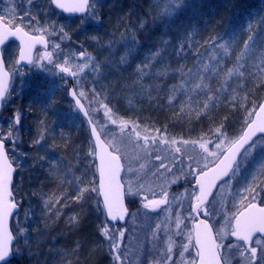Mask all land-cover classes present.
I'll return each mask as SVG.
<instances>
[{
	"label": "trees",
	"instance_id": "16d2710c",
	"mask_svg": "<svg viewBox=\"0 0 264 264\" xmlns=\"http://www.w3.org/2000/svg\"><path fill=\"white\" fill-rule=\"evenodd\" d=\"M161 7L160 0H101L95 4L93 0L86 16L71 21L75 42L71 41L69 47L78 52L83 50L92 57L97 53L95 47L100 33L113 30L116 36H121L131 27L140 28L136 48L120 46L115 60L106 59L110 64L107 69L109 84L114 90L109 106L113 112L148 127L155 123L151 119L161 121L165 117L169 125L183 128L185 133L196 130L197 138L202 132L221 127L238 137L247 110L264 98V70L260 68L264 62V0H190L181 4L168 22L161 21ZM132 10L137 11L134 26L133 15L130 16ZM249 36H254L253 52L250 60L241 61L244 42ZM107 47L101 49L103 56L109 55L104 51ZM218 47L223 49V55L216 50ZM156 52H160L165 60L153 63L152 71L169 68L171 75L158 88H144L149 79L145 77L140 81L141 76L134 70L147 66L144 57ZM215 55L217 60L211 62L209 56ZM203 61L212 66L202 75L197 63L201 65ZM233 69L236 74L231 75ZM213 73L215 77H212ZM59 81H64L61 73ZM198 82L201 92L195 102H188L187 97L168 100L169 96L185 91L181 85L191 88ZM138 83L142 90L138 91L137 87L123 92L125 86L135 87ZM63 84L61 95L51 103H46L42 96H35L38 89L47 87L37 84L21 97L19 105H12V115H21V124L17 128L20 136L32 131L37 137L44 132L47 136L46 132L60 130L62 136L69 134L76 138L64 127L68 119L64 115L70 110L81 125L83 135L75 132L78 138L70 142L67 157L62 156L53 165L41 158H32L27 162L29 171L19 174L24 185L15 191L20 201V210L12 223L16 243L13 258L6 264H91L92 253L100 254L102 249L106 258L95 264H113L110 261L114 252H110V245L101 235L106 223L100 204L97 207V193L84 191L81 199L76 198L78 190L91 189L96 184L95 166L92 155L82 156V139L90 150L92 145L84 122L67 99L68 83ZM152 107L158 113L149 112L144 118L143 110ZM128 206L134 209L131 203ZM93 239L98 244L89 255L85 246L90 248L88 242ZM121 249L128 252L124 245Z\"/></svg>",
	"mask_w": 264,
	"mask_h": 264
},
{
	"label": "rangeland",
	"instance_id": "374dc122",
	"mask_svg": "<svg viewBox=\"0 0 264 264\" xmlns=\"http://www.w3.org/2000/svg\"><path fill=\"white\" fill-rule=\"evenodd\" d=\"M25 3L30 2L31 0H24ZM101 0H94L95 2H99ZM190 0H160L161 8H162V18L161 21L168 22L172 19L176 13L178 12L181 4L187 3ZM20 0H2L1 9L3 18L8 21L9 23H14L17 21V18L20 14ZM169 6H171V10L169 12ZM24 10V9H23ZM136 10H132L130 16L132 17V26L137 24V20L134 19L136 16ZM26 15L29 17L27 18ZM38 23H30V19L33 17H38ZM14 17V18H13ZM23 17L27 18V21L24 19L22 20V24L27 26L30 25L31 31L37 35H43L49 42V51L50 53H54L53 55V63L49 64L47 60L38 61L40 66H34L33 64L30 67L17 71L13 66L15 65V57L17 47L15 45H10L4 50V60L8 71L11 73L12 83L13 86L10 89V94L7 97V107L10 108L15 106L14 104L19 105L21 97L27 94L29 88H33L37 84L46 85V89L43 88L38 89L35 96L44 97L45 102L51 103L55 98L58 99L62 93L63 82L68 83V79L65 75H63V82L59 81V70L56 67L57 63H64L65 60L68 61L69 67H72L75 70V66L77 64L87 63L88 67L84 69L83 73H80L79 80L81 87L77 88V92L84 91L85 97L82 99V102L88 109L91 119L95 124H97L99 131L101 132L105 143L110 147L112 144H116L120 147L121 153L124 157L122 163L124 165V186L127 188L129 186V182L132 183L133 194H127L130 203L134 206L130 217L128 219L127 224L122 227H112L107 226V224L103 225V227L107 226L109 231L111 232L115 228H119L120 230H125L126 235L123 239V243L121 247L124 245L126 251H123L124 257L123 262L124 264H164L165 254L171 242V245L174 250V259L179 262L181 257L179 256V252L182 251L180 245L186 244L188 241L184 236L176 235L178 229L176 228L175 219L176 214L179 213L181 217L188 216V209L190 199L188 193H186V188L183 186L180 188V197H175L173 200L172 197L175 196L174 194L169 193V201L168 205H161V208L157 211L153 212L148 209H144L140 206V202L143 198L144 193H141L139 196L135 195L136 192V185L138 183L144 184L146 187L151 186L155 188L157 192L160 191L161 186L166 188L169 192L168 187L171 185L170 181L180 177L178 181L184 179L181 176V173L177 171L180 166L176 164V167L173 168L172 173L168 174L165 173L163 176H153V172L159 167L157 161H155V155L159 154L161 157H171L174 154V148L176 146L181 147L182 153L176 154L177 160L180 159L182 155L184 158L193 157L195 159H200L198 144L196 143L197 147H193L192 142H189L188 139L195 138L197 133L191 130H187L185 133L183 128H177L172 125H169L166 122V118L164 117L161 121H158L156 118L151 119L154 120L155 123L145 125H139L132 123L126 119H123L116 115L113 112V109L109 106L112 105L111 102V95L113 93V89L110 87L109 84V76L107 74V69H109V62L106 60L107 58L111 60H115L114 55L118 47H126L127 48H136L138 45V36L140 28L133 27L130 28L128 32L121 36H116L113 30L108 31L107 33H100L98 35L99 39L97 42V46L95 49L97 50L96 54L90 57L89 60L85 61L79 58V52L69 47L71 45V41L75 42V38L72 31V23L65 22V21H58L56 18L50 16V11L48 8L44 10H37L34 12H23ZM160 22V21H159ZM21 24V25H22ZM54 29V31H53ZM61 29H63L64 33H67L66 36H61ZM34 30V31H33ZM92 37V35H90ZM102 37V38H101ZM55 44H60V48L56 49L53 46ZM103 46L107 47L105 52H109L108 56H103V51L101 50ZM124 47V48H125ZM218 53L221 55L224 54L223 49L218 47L216 49ZM253 51L247 56H243L244 58H240L241 61L243 60H250V55ZM67 53V55H65ZM75 53V55H73ZM217 53V55H218ZM40 54H36L35 58L38 57ZM211 62H215L217 60V56H209ZM124 59H122L123 61ZM158 60L164 61L165 59L160 56V52L153 53L152 55H148L144 57V61L148 62L147 66H139L135 68L134 72L141 76L140 81H143L144 78H148L147 84H144V88H158L162 84L166 83L167 76L171 75L169 68H165L158 71H152L151 65L156 63ZM120 61V59L118 60ZM204 62V61H203ZM55 64V66H53ZM212 66L210 62L200 65L197 63V69L203 75L206 73V70ZM138 69L140 71H138ZM237 69V68H236ZM236 69H233V73L231 75L236 74ZM14 72V74H13ZM187 76V74H186ZM185 76V77H186ZM211 76V75H210ZM216 74H212V77H215ZM37 79V80H35ZM73 84V82H72ZM200 82L196 84V86L189 88L188 86L181 85L185 89V91H179L175 94V96H169L168 100L171 102L179 97H187L188 102L194 101L197 98L198 94L201 92ZM74 86V85H73ZM132 87V88H131ZM127 85L123 89V92H127L132 89H137L138 91L142 90L140 83L136 86ZM93 91L95 94L93 95ZM169 91V90H168ZM29 96V95H27ZM165 101V102H169ZM107 105L108 109L111 111L109 115H105V108L102 105ZM166 104V103H165ZM32 107H36L35 104L30 103ZM167 105V104H166ZM196 105V103H195ZM156 107V106H153ZM144 109L143 114L144 118L149 116V112H155L154 108ZM71 109V108H69ZM170 109V108H168ZM184 109L188 110V108L184 107ZM69 112V113H68ZM65 113L64 117H68L66 119V123L64 125L67 132L74 133L76 138H78V133L81 132L80 135H83V131H80L81 125L79 124L78 120L75 117V114L72 110ZM67 115V116H66ZM165 116V115H164ZM170 114L167 116L169 118ZM110 117V118H109ZM4 115H0V137H5L8 132L7 130L14 131L15 135L12 138L15 143V148L11 149V154L15 159V164L20 165L21 168H28V160L32 158H41L45 162L50 163L53 165L58 159H61L62 156H68L70 154L69 144L72 143V135L66 134L64 136L61 135L60 130H51L49 132L42 133L44 139L40 141L39 144L35 143L36 140L40 139V137L36 136L35 132H26V136L23 134L20 136L21 132L18 129L14 130V127L11 130L9 124H6ZM41 119V118H40ZM114 119L117 121L115 125L111 123V120ZM177 121V119H176ZM126 123V127L123 131H121L120 124ZM187 127V125H185ZM135 127L136 131L140 133L141 141L138 145L135 141V136L132 134L130 136L131 129ZM61 128V127H60ZM9 131V132H10ZM225 135L229 139H235L232 133L230 134L229 131L224 130ZM215 131L210 130V132H205L200 134V141L199 142H207L209 140H215ZM40 135V136H41ZM68 136H70L68 138ZM148 136L157 137L158 139H164L171 141H176L175 145L169 143L168 145L160 144L158 147L153 146L152 151L145 153L142 148L143 144V137ZM37 137V138H35ZM75 138V139H76ZM74 139V140H75ZM197 140V139H196ZM196 140L194 142H196ZM183 141H188L187 145L181 143ZM83 148H82V156L88 157L91 156V150L87 147L85 140L82 139ZM80 145V143H77ZM24 148L28 149V151L23 150ZM77 150L78 148L75 147ZM250 149V151H249ZM247 149L240 161L237 164V167L234 169V179L231 180V187L226 188V196L228 198V204L226 207L230 208L232 194L239 190H243V188L249 184H256L259 185L260 188H264V175L261 174L262 169L261 165H264V140L257 139L250 148ZM85 151V154H84ZM184 154L189 155L186 157ZM88 162V160L86 161ZM178 162V161H177ZM165 163H168V160H165ZM140 164H145V168L143 171L139 173L140 179L137 180V177L131 173H127L126 169L128 167H132L133 169H139ZM153 164L156 167H153ZM185 170H188L187 164L184 166ZM255 177V180L253 179ZM20 181H22L20 179ZM185 182V180H184ZM151 199V196H149ZM215 199L217 201L220 200V196L218 194L215 195ZM219 207V204L217 205ZM170 208L171 214H169L166 209ZM210 220L211 225H214V233L220 231L223 220L219 215L208 217ZM185 221V223H187ZM159 224L161 227L157 229L156 225ZM188 225V224H187ZM188 228L190 226L188 225ZM181 231H187V229L183 228L181 225ZM155 234V235H154ZM102 235V233H101ZM107 243L109 244V238L105 237ZM89 245L86 244V251L87 254L91 255L92 251L97 248V242L93 239ZM225 248L229 244H235L232 242L231 237H227L223 240ZM110 245V244H109ZM99 248V247H98ZM91 249V250H90ZM194 250L190 249L189 252H186L183 257L184 264H187V261L190 260L194 256ZM93 259L91 264L99 263L102 259L104 260L106 257L104 256V251L102 249L100 254L94 252ZM115 255V253H113ZM227 255V253H226ZM113 257V256H112ZM109 261V260H108ZM110 262H113V258ZM104 264V263H103ZM119 264V262H117ZM233 264H235V258H233Z\"/></svg>",
	"mask_w": 264,
	"mask_h": 264
},
{
	"label": "snow or ice",
	"instance_id": "6c2138e0",
	"mask_svg": "<svg viewBox=\"0 0 264 264\" xmlns=\"http://www.w3.org/2000/svg\"><path fill=\"white\" fill-rule=\"evenodd\" d=\"M52 3H54L57 8L69 13H84L92 6L90 0H52ZM170 10L171 6H169V12ZM93 16H95V12H93ZM31 22L32 21H30V23ZM66 35L67 33H64L63 29H61V36L63 37ZM9 37H16L20 41L19 60L16 62L17 64L20 62H26L33 64L34 66H40L38 61L43 60H47L49 64L53 63L52 58L54 53L45 51L36 58H33L32 56V50L37 45L43 46L45 49H47L48 41L43 35L37 36L34 34V32L25 31L23 28L12 26L11 23L5 22L4 19L3 21H0V45H4ZM253 37L254 36H249L248 41L244 42L245 52L242 54V56H247L251 53L254 44ZM53 47L59 49L61 46L60 44H55ZM65 55H67V53H65ZM73 55H75V53H73ZM78 55L79 58L85 61L90 59L88 54L83 50H81ZM217 63H219V61H217ZM67 65L68 61L65 60L64 63H57L56 67L59 69L61 74H64L67 78L72 80L74 86L69 90L68 95H70L74 100L77 108L84 112V115L87 117L89 116V113L84 110L83 104L81 103L82 99L85 97V92L82 90L77 92L76 89L81 87L79 75L80 73L84 72V69L88 67V64H77L75 66V70ZM13 68L15 69V65ZM260 68L264 70V62L261 63ZM138 71L140 70L138 69ZM229 72L231 74V70H229ZM189 74H191V72ZM9 76L10 73L8 70H6L3 59L0 58V102L6 99ZM197 87L199 88L200 86L198 85ZM94 94L95 92L93 91V95ZM102 107L105 108V115H109L111 110L108 109V106L105 104L102 105ZM258 114L264 117V102L257 103L252 109L247 110L246 118L243 120V127L241 128L240 135L235 139H229L225 135V131L222 127L217 128L214 133L215 140L200 142L198 144V149L200 150L198 154L200 155V159H195L191 156L189 157V161H191V163L187 165V172L184 171L185 161L183 156H180L178 161L180 168H178L177 171L181 173L185 183L192 184V187L190 189H186L190 199L189 207L186 209V211L189 213L188 216H184L182 218L179 213L176 214L175 224L176 228L178 229L176 235L184 236L188 242L186 244L180 245L182 251L179 252V256L181 257L179 262L174 259V250L170 242L165 254L164 264H184V254L189 252L190 249H195V254L190 260L187 261V264H233V258H235V264H264V229H249L247 232H243L240 230L237 224V218L240 217L241 212H247L256 209L264 211V188H260L259 185L253 183L245 186L242 191L237 189V191L232 194L230 208L226 207L228 204L226 188L231 187V180L234 179L233 170L237 167V157L240 156L246 146L251 144L254 140L257 138H264V126H259L257 121ZM9 119L10 124L14 122V126L16 128L20 126L21 115L19 113H13V116ZM88 123L90 125L93 124L91 119L88 120ZM111 123L115 125L117 121L112 119ZM119 126L121 131H123L126 127V123H121ZM90 131L91 135L95 138L90 153V155L94 157L97 140L101 139V137L97 132L95 125L91 127ZM132 134H134L135 141L139 145L141 137L140 133L136 131L135 127L131 129L130 136ZM14 135L15 132L10 131L5 137L0 138V148L3 149L6 164H12V162L9 160L8 150L5 147V142L6 140L12 141ZM43 139L44 137L41 135L40 139L36 140L35 143L39 144ZM169 143L175 145L177 142H169L168 140L158 139L157 137L149 138L148 136H145L143 137V144L141 146L145 153H148L152 151L153 146L158 147L160 144L168 145ZM181 143L187 145L189 142L183 141ZM193 147H197L195 142H193ZM13 148H15V143H13ZM109 151L112 152L116 160L119 161L118 179L122 191V210H118L109 200L105 198L103 194H101L99 187V175L98 184L94 185L91 189L78 190V195L76 198L78 200L81 199L83 197L84 191L95 192L98 196H102L103 206L106 210L107 218H109L110 221H125L126 214H128V209L124 204V196L126 194H133V185L131 182H129L126 193L122 184L123 177L121 176V172L125 171V169L122 163L124 157L121 153L120 147L116 144H112L109 147ZM181 153V147L176 146L174 148V154L170 158L161 157V155L156 154L155 161L158 162L159 167L155 172H153V176H163L165 173L171 174L173 168H175L177 164L176 154ZM165 160H168V163H165ZM193 164L195 165V168H193ZM153 167L155 168L156 165L153 164ZM144 168L145 164H140L139 169L128 167L126 172L135 175L137 180H139V173L143 171ZM261 169V174L264 175V165H261ZM10 171L13 175L15 171L13 166L10 168ZM188 177H191L192 179L188 180ZM224 177H229V179L223 180ZM179 179L180 177H177L176 179L170 181V183H176ZM253 179L255 180V177ZM222 180L223 183L218 185L217 182ZM214 189L218 190L217 194L220 196L219 201L215 199L213 193ZM10 192L11 185H9L5 192L6 201L13 202L10 205L11 212L9 214V218L13 215L14 210L18 208V205L14 203V196L11 195ZM141 193H144L141 200V204L144 209L155 212L161 208V205H168L170 203L169 192L163 186H161L160 191L157 192L155 188H152L151 186L146 187L144 184L138 183L136 185L135 195L139 196ZM149 196H151V199ZM210 196L213 197L212 200H209ZM172 199L174 200L175 197L173 196ZM99 204L100 201L98 200V208ZM218 204L219 207H217ZM166 211L171 214L172 210L168 208ZM201 215L206 218L219 215L223 220V225L220 231L214 234V225L209 224L207 219H199ZM187 220H191L192 225H207V230L211 232V240L208 246V252L211 254V260L204 261L201 259L205 253L202 251L201 246L196 243L195 229L192 227L188 228L187 223H185ZM181 225H183L184 229H187L186 232L180 230ZM156 227L159 229L161 226L157 224ZM9 232H11L10 229ZM101 233L103 236L109 238L110 252L115 253L113 257L114 264H117V262H119V264H124V253L121 249V245L126 235V231L115 228L110 232L108 227L105 226L101 229ZM229 236L234 237L236 243L229 244L227 248H225L223 240ZM13 241L14 237L12 235L11 239L6 241L2 249H0V264H4V261L13 252ZM16 251L19 252V249Z\"/></svg>",
	"mask_w": 264,
	"mask_h": 264
},
{
	"label": "water",
	"instance_id": "95a60500",
	"mask_svg": "<svg viewBox=\"0 0 264 264\" xmlns=\"http://www.w3.org/2000/svg\"><path fill=\"white\" fill-rule=\"evenodd\" d=\"M51 4H52V7L54 9L59 11L65 17L80 16V15H83L85 13V12L84 13L64 12L62 9L57 8L56 5L54 3H52V0H51ZM37 36H39V35H37ZM9 42H15L18 45V52H17V58H16V62H17L19 60L20 41L16 37H9L6 40L4 45H0V58H2V54H1L2 48ZM37 49H42L44 52L48 51V47H47V49H45L43 46L37 45L32 50L33 58H34L35 51ZM16 65L20 66V67H26V66H29L31 64L26 63V62H20L19 64L16 63ZM9 84H10V76L8 78V88H9ZM71 88L72 87H69V89L67 91V95H68V92ZM6 94H7V92H6ZM68 98L73 103V106L77 110V112L80 114V116L86 122L87 127H88L89 136H90L91 142L93 144L95 141V138L91 135L90 130H91V127L93 126V124L90 125L88 123L89 116L86 117L84 115V112L80 111L77 108L74 100L71 98L70 95H68ZM3 101L0 102V110H1V107L3 104ZM261 102H264V99ZM84 110L86 111L85 108H84ZM257 121L259 123V126H264V117H262L258 114L257 115ZM251 144L246 146V148L249 147ZM240 156L237 157V160L239 159ZM94 157H95L94 161H95V167H96L97 184H98V175H99V187H100L101 194H103L105 196V198L107 200H109L118 210H122V207H123V201L121 199L122 191H121V185H120V182L118 179V177H119V161L116 160L113 153L109 151V147L105 144V142L103 141L102 138L97 140L96 151L94 153ZM11 167H12V165L10 163H8V164L5 163L4 152H3V149L0 148V249H2L5 242L8 241L9 239H11V237H12V233L9 232L10 222H11L13 215L19 210V207H18L16 210H14L13 215L9 218V214L11 212L10 205L13 202L12 201H6L5 192L8 189L9 185H11V187H12V184H13L15 171L12 175V172L10 171ZM122 174H123V171L121 172V176H122ZM225 179H227V177L223 178V180H225ZM223 180L218 181L217 182L218 185L220 183H222ZM215 191H216V189L213 190V193ZM10 194L12 195L11 192H10ZM98 198L100 200L101 206H102L103 211H104L105 220L107 222L112 223V224H121V225L125 223L127 216L129 214V211H128V214H126L125 221H119V222L110 221V219L107 218L106 210L104 209V206H103L102 196H98ZM210 198H211V196L209 197V199ZM124 204H125V207L127 208L126 203H125V196H124ZM237 224H238V227L240 228V230L243 232H247L249 229H253V230L257 229V228L264 229V211L256 209V210H252V211L241 212L240 217L237 218ZM193 228L195 229L196 243L201 246L202 251H204V253H205L201 257V259L204 261L211 260V254H210V252H208V246H209V243L211 240V232L207 230V225L196 224V225H193ZM233 239L235 240L234 237H233ZM13 244H14V241H13ZM13 244H12V246H13ZM11 257H12V253L4 261V263L9 261L11 259Z\"/></svg>",
	"mask_w": 264,
	"mask_h": 264
},
{
	"label": "flooded vegetation",
	"instance_id": "af4514ba",
	"mask_svg": "<svg viewBox=\"0 0 264 264\" xmlns=\"http://www.w3.org/2000/svg\"><path fill=\"white\" fill-rule=\"evenodd\" d=\"M92 2H93V0H90V3H91V5H92ZM1 3H2V0H0V16H3L2 15V9H1ZM19 7H20V9H21V11H20V14H19V17L17 18V21H15L14 23H11L12 24V26H15V27H20V28H23L25 31H29V32H32L31 31V28H30V25L28 24L27 26H25L24 24H22V20H26L27 21V18H29L27 15H26V17L27 18H24L23 17V12L24 11H27L28 13L29 12H34V11H37V10H44V9H46V8H48L49 9V11H50V16H52V17H54V18H56L58 21H65V22H71V21H74V20H77L78 18H83L84 16H86L87 14H88V12H89V10L91 9V7L90 8H88L87 9V12L85 13V15H83L82 17H72V18H65L61 13H59V12H57L55 9H53V7H52V5H51V0H31L30 2H27V3H25V1L24 0H20V4H19ZM24 9V10H23ZM1 18V20H4V18L3 17H0ZM38 20H39V16L36 18V17H33L32 19H30V21H32L31 23H38ZM5 22H8V21H6L5 20ZM22 24V25H21ZM34 31V30H33ZM7 48V47H6ZM5 48V49H6ZM4 49V50H5ZM35 54H42V51L41 50H37L36 51V53ZM22 69H24V68H17L16 70L17 71H20V70H22ZM0 114H2V115H4L6 118L5 119H7V124H10V119L9 118H11L13 115H12V113H11V109H6L5 108V110H3ZM14 123V122H13ZM1 138V137H0ZM197 139V140H196ZM196 140V142H195V144L196 143H200L199 141H200V136L197 138V137H195V138H190V139H188V141L189 142H192L191 144H193V142ZM12 141H13V139H12ZM12 141H8V140H6V142H5V147H6V149L8 150V157H9V160L12 162V164H13V166L15 167V170H16V175H15V179H14V182H13V186H12V192H13V194H14V199H15V201H18V202H20L19 201V199L16 197V195H15V191L16 190H20V187H22V185H24V184H22L23 183V181H20V179L22 180V178L21 177H19V174L20 173H22L23 174V172L24 171H29V164H28V168L26 169V168H21L20 167V165H17L16 166V164H15V159H14V157L12 156V154H11V149L13 148V142ZM186 157H189V155H187V154H184ZM183 159H184V161H185V164H189V163H191V161H189L188 160V158H184L183 157ZM177 161H179V159L177 160ZM11 164V165H12ZM177 164L179 165V163L177 162ZM180 166V165H179ZM193 166V168H195V165L193 164L192 165ZM184 171L185 172H187L188 170H185L184 169ZM188 180H191L192 178L191 177H188L187 178ZM194 183V182H193ZM185 187L186 189H190L191 187H192V184H188V183H185L184 182V179H181L180 181H177L176 183H171V185L168 187V189H169V193H171V194H174L175 196L174 197H180V188L181 187ZM217 192H218V190H217ZM217 192L215 193V195L217 194ZM186 193H187V191H186ZM214 195V196H215ZM213 198H211L210 200H212ZM140 206L142 207V204H141V202H140ZM199 218H201V219H207L209 222H210V220L208 219V218H206V217H204L203 215H201ZM187 224L190 226V228L193 226L192 225V221L191 220H188V222H187ZM216 234V233H215ZM258 238V237H257ZM232 240V239H231ZM232 242L233 243H236L235 241H233L232 240Z\"/></svg>",
	"mask_w": 264,
	"mask_h": 264
}]
</instances>
